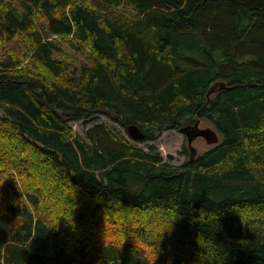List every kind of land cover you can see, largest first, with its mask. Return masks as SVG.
Wrapping results in <instances>:
<instances>
[{
	"label": "trees",
	"instance_id": "16d2710c",
	"mask_svg": "<svg viewBox=\"0 0 264 264\" xmlns=\"http://www.w3.org/2000/svg\"><path fill=\"white\" fill-rule=\"evenodd\" d=\"M21 35L26 67L0 53V264H264V0H0V50ZM196 120L220 141L178 166L116 126Z\"/></svg>",
	"mask_w": 264,
	"mask_h": 264
},
{
	"label": "rangeland",
	"instance_id": "374dc122",
	"mask_svg": "<svg viewBox=\"0 0 264 264\" xmlns=\"http://www.w3.org/2000/svg\"><path fill=\"white\" fill-rule=\"evenodd\" d=\"M5 1V0H3ZM129 12L133 14V11L129 9ZM30 45L28 44L27 40L24 36L16 37L12 42L4 44L0 50L1 54H5L8 50L14 51V56L18 57L22 64H20L19 68L25 65V67L29 64L31 61V55H30ZM62 60L65 62L66 65H68V70H72V67L76 68L80 65V62L86 61V58L82 54L74 53L71 49H69L67 46L63 45V52L60 55ZM23 61V62H22ZM108 123L111 125H114V122H111V120L103 115H100L96 118V120L90 124H82L81 122L72 123L73 129L75 132L82 134V132L89 127L90 125L94 123ZM118 130L122 131L126 139L134 144L137 145L140 148H143L146 151H149L150 145L155 146V151L159 157L162 158L164 162L170 163L172 165H181L185 163L188 159H190V152L188 147V141L185 136V134L181 133L178 129H166L160 132L156 139L153 141H134L131 139L124 128H122L120 125L116 124ZM199 127L206 128L211 127L205 120H200ZM213 128V127H211ZM218 135V142L220 141V135ZM217 142V143H218ZM216 143V144H217ZM192 146L196 149V156L203 154L210 148L214 147L215 144H207V142L201 138L198 137L192 142Z\"/></svg>",
	"mask_w": 264,
	"mask_h": 264
},
{
	"label": "water",
	"instance_id": "95a60500",
	"mask_svg": "<svg viewBox=\"0 0 264 264\" xmlns=\"http://www.w3.org/2000/svg\"><path fill=\"white\" fill-rule=\"evenodd\" d=\"M127 130L131 138L134 140H142L145 137V134L142 132L138 125L130 124L127 126ZM179 131L181 133H184L187 137L191 161L195 158L196 155V149L192 146V142L197 137H202L203 139H205L207 144H216L219 140L217 132L213 128H200L199 120H196L193 125L182 126L181 128H179Z\"/></svg>",
	"mask_w": 264,
	"mask_h": 264
},
{
	"label": "bare ground",
	"instance_id": "6f19581e",
	"mask_svg": "<svg viewBox=\"0 0 264 264\" xmlns=\"http://www.w3.org/2000/svg\"><path fill=\"white\" fill-rule=\"evenodd\" d=\"M209 92H211V91H209ZM190 125V124H189ZM126 132H127V134H128V136L131 138V136L129 135V133H128V130H127V127H126ZM184 134V133H183ZM186 136V135H185ZM187 138V137H186ZM198 138V137H197ZM132 139V138H131ZM134 140V139H133ZM188 147H189V145H188ZM190 161H191V159H189Z\"/></svg>",
	"mask_w": 264,
	"mask_h": 264
},
{
	"label": "flooded vegetation",
	"instance_id": "af4514ba",
	"mask_svg": "<svg viewBox=\"0 0 264 264\" xmlns=\"http://www.w3.org/2000/svg\"><path fill=\"white\" fill-rule=\"evenodd\" d=\"M195 123V121L194 122H192V123H187L186 125H188V124H191V125H193ZM199 124H200V121H199ZM201 128V127H200ZM202 138V137H201ZM197 139V138H196ZM205 140V139H204ZM189 152H190V150H189Z\"/></svg>",
	"mask_w": 264,
	"mask_h": 264
}]
</instances>
